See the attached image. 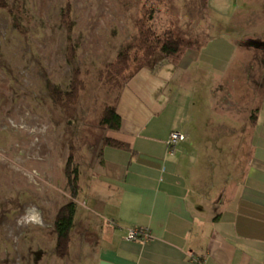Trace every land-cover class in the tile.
Listing matches in <instances>:
<instances>
[{"label":"rangeland","instance_id":"374dc122","mask_svg":"<svg viewBox=\"0 0 264 264\" xmlns=\"http://www.w3.org/2000/svg\"><path fill=\"white\" fill-rule=\"evenodd\" d=\"M5 1L0 8V264H90V228L80 240L75 229L68 253L60 258L52 219L70 200L63 172L69 153L79 170L77 200L85 198L90 205L91 169L109 130L99 124L100 113L118 94L98 79V72L122 46L137 41L135 21L144 8L152 9L148 23L155 32L169 28L196 39L206 62L221 65L215 91L205 87L200 118L205 130L250 120L264 109V40L231 32L232 16L251 5L243 3L258 0H68L77 44L72 64L66 60L68 32L60 21L67 0ZM74 65L84 89L75 103L64 105L53 100L50 88L67 89ZM172 81L197 98L191 78ZM223 94L236 95L237 106H227L220 100ZM199 133L188 155L196 160L205 152L200 144L210 147L219 139ZM211 157L216 163L219 153L212 151ZM81 227L86 229L84 223Z\"/></svg>","mask_w":264,"mask_h":264},{"label":"crops","instance_id":"0c3cea01","mask_svg":"<svg viewBox=\"0 0 264 264\" xmlns=\"http://www.w3.org/2000/svg\"><path fill=\"white\" fill-rule=\"evenodd\" d=\"M243 4L251 5L232 16L231 32L263 41L264 0ZM200 50H186L176 64L139 68L117 94L120 129L105 138L124 146L103 142L90 173V205L75 198L71 236L78 228L80 240L90 228V264H264V109L253 120L205 130V87L215 91L221 65ZM185 76L197 98L172 81ZM228 96L220 100L237 106L236 95ZM172 130L186 139L170 154ZM198 132L219 139L200 144L205 152L196 160L188 155ZM132 227L147 228L152 238L127 240Z\"/></svg>","mask_w":264,"mask_h":264},{"label":"trees","instance_id":"16d2710c","mask_svg":"<svg viewBox=\"0 0 264 264\" xmlns=\"http://www.w3.org/2000/svg\"><path fill=\"white\" fill-rule=\"evenodd\" d=\"M6 1L0 0V8L5 7ZM71 2L67 0L61 9L60 21L65 26L67 36L66 60L68 64H72L76 60L77 44L73 42L71 33L73 31L74 22L71 18ZM152 9L143 10V14L135 21L138 32L136 42L128 43L122 46L117 52L113 61L99 70L98 79L111 89L117 90L118 93L132 74L141 67L155 66L158 60H165L172 64H176L184 55L186 50L198 47L196 39H186L174 34L167 28L160 33L155 32L148 21L152 17ZM132 65L135 67L131 68ZM84 89V82L80 78L79 69L74 65L70 84L67 89H62L57 85L50 88V94L54 101L64 105L73 104L81 90ZM256 112H253L251 119H255ZM99 124L110 130H118L121 125V118L117 113L115 106L105 105L100 113ZM104 143L112 146H124L121 142L106 137ZM63 172L67 178L69 186L70 200L61 203L52 219V226L55 232L54 251L58 257H64L68 253L71 229L74 224L76 213V202L80 190L79 170L73 164L72 154L69 153L64 164Z\"/></svg>","mask_w":264,"mask_h":264},{"label":"built area","instance_id":"2783aa9c","mask_svg":"<svg viewBox=\"0 0 264 264\" xmlns=\"http://www.w3.org/2000/svg\"><path fill=\"white\" fill-rule=\"evenodd\" d=\"M185 139L186 135L184 133L172 130L166 139V147L168 152L173 154L178 143ZM125 238L130 241H147L152 238V235L147 228L132 227L127 230Z\"/></svg>","mask_w":264,"mask_h":264},{"label":"water","instance_id":"95a60500","mask_svg":"<svg viewBox=\"0 0 264 264\" xmlns=\"http://www.w3.org/2000/svg\"><path fill=\"white\" fill-rule=\"evenodd\" d=\"M99 264H110V263L106 261H101Z\"/></svg>","mask_w":264,"mask_h":264},{"label":"bare ground","instance_id":"6f19581e","mask_svg":"<svg viewBox=\"0 0 264 264\" xmlns=\"http://www.w3.org/2000/svg\"><path fill=\"white\" fill-rule=\"evenodd\" d=\"M24 119H27V120H29V117H25ZM32 218V217H31ZM32 219H35V218H32Z\"/></svg>","mask_w":264,"mask_h":264}]
</instances>
